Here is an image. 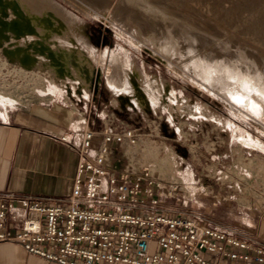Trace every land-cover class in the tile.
Segmentation results:
<instances>
[{
	"label": "rangeland",
	"instance_id": "374dc122",
	"mask_svg": "<svg viewBox=\"0 0 264 264\" xmlns=\"http://www.w3.org/2000/svg\"><path fill=\"white\" fill-rule=\"evenodd\" d=\"M52 1L68 16L62 32H51L61 43L71 37L97 61L115 58L129 63L120 65L124 73L135 67L143 74L141 85L149 90L143 109L131 95L114 94L107 65H96L93 89L73 92L74 84L58 87L46 71L22 70L0 54V117L34 105H60L71 113L70 127L87 118L93 130L132 129L134 144L113 148L107 158L111 167L145 169L163 187L160 204L166 212L198 215L256 238L257 219L264 216V32L250 27L264 26V0H136L146 5L140 9L159 13L149 31L130 12L112 13L116 0L103 11L86 0ZM161 96L164 108L156 105ZM240 97H249L253 108Z\"/></svg>",
	"mask_w": 264,
	"mask_h": 264
},
{
	"label": "built area",
	"instance_id": "2783aa9c",
	"mask_svg": "<svg viewBox=\"0 0 264 264\" xmlns=\"http://www.w3.org/2000/svg\"><path fill=\"white\" fill-rule=\"evenodd\" d=\"M78 123L53 135L76 155L70 191H0V242L55 264H264L257 238L166 212L163 187L145 169L108 164L113 148L134 144L132 129Z\"/></svg>",
	"mask_w": 264,
	"mask_h": 264
},
{
	"label": "bare ground",
	"instance_id": "6f19581e",
	"mask_svg": "<svg viewBox=\"0 0 264 264\" xmlns=\"http://www.w3.org/2000/svg\"><path fill=\"white\" fill-rule=\"evenodd\" d=\"M73 1H75V0H73ZM86 1H88L90 3L92 2L91 4H94L95 6H97V9H102V11H103V8L108 7L109 4L113 0H86ZM75 2L79 5V3L77 1H75ZM159 3H157V5H159ZM80 5L83 6L82 4H80ZM143 6H146V5H142L141 3L137 2L136 0H116L112 3L111 12L116 13V14H122L123 12H130L132 15L130 18H132L133 20L135 19L136 21L140 22L139 23L140 25L143 24L144 29L146 28L149 31L151 28H155V27H152V24L155 23L153 16L155 17L156 15H159V13H157V12L156 13H154V12L150 13V12H147V9L146 10L140 9ZM159 7H160V5H159ZM164 7H165V5H164ZM169 7L171 8L172 5H170ZM169 7H167V8L169 9ZM83 8L86 9L84 6H83ZM147 8H149V7H147ZM153 10L154 9H152V11ZM169 10L171 12L172 9H169ZM161 12H162V10H161ZM172 12H173V10H172ZM89 13H91V12H89ZM127 14H129V13H127ZM143 15H146V17ZM63 16H67V14H65L63 12L62 8H60V6L56 2H53L52 0H0V54H1V56H3V58L5 59L6 62H10V63H13L15 65L17 64L18 66H20L22 68V70L23 69H29L31 67H35V68L37 67L41 71L42 70L46 71V73L50 74V76L52 77V80L55 82V85H57L58 87H66L68 82H70V83L74 84L73 92H76L79 89L80 90L82 89L84 92H87L88 90L93 89V86L95 83V78L97 76V70L95 69L96 65H107L104 68V73H105L107 82H108L110 88L112 89V91L114 92V94H121V95L122 94H129V95H131L132 96L131 101L136 106H138V108L143 109V104H145V101H144L145 100V92H148L149 90H147V87L141 85L142 82L144 83V81L141 82V80H140V76L142 73L139 75V73H138L139 70H135V67L132 70L129 69V72L124 73V71H123L122 67H120V65H129V63L122 61V60L120 61V60L115 59V58H112L108 64H104L103 61H97L94 57V52H91V50H89V49L88 50L85 49L87 51H83L79 45L75 44L74 40L71 37L68 38L66 45H64V43H61L60 36L58 37V34H57V36L56 35L54 36V34H52L51 32L52 31L60 32L61 29L64 28L65 25H64ZM188 16H190V15H188ZM64 18H66V17H64ZM67 18H68V16H67ZM157 18L160 19L159 17H157ZM162 19H164V18H162ZM70 20L72 21V18ZM166 20H167V18H166ZM160 21L162 23V20H160ZM254 21H256V19ZM228 22L230 23V21H228ZM228 22H227V24H228ZM254 23H253L254 25H252V26L249 23L251 26L250 28H252L251 32H259V31L264 32V26L261 27L260 25H262V24L260 22H259L260 25L257 24L256 22H254ZM159 26H160V24H159ZM248 27L249 26H247V28ZM156 28H157V26H156ZM164 28L166 29V26L163 27L162 29H164ZM243 29H244V27L242 28V30ZM147 30H145V31H147ZM249 32H250V29H249ZM41 33H44V34L41 35ZM147 33H149V32H146V34ZM162 33H164V31H162ZM158 35H161V34L158 33ZM183 36H185V35H183ZM149 37H150V35H149ZM66 39H67V37H66ZM62 42H64V41H62ZM134 44H135V42H134ZM137 45H138V42L136 43V46ZM83 46H85V45H83ZM154 46H155V44H154ZM161 46H158V48L159 47L161 48ZM136 48H138V47H136ZM159 52H161V51H159ZM162 52H163V50H162ZM113 55H114V53H113ZM167 55H170V54H167ZM103 57L104 56L101 55V60H103ZM175 57L173 59H175ZM126 71H127V69H126ZM162 83H163L162 84L163 85L162 86V92H164L168 89V83L166 81H163ZM202 85H203V83H202ZM152 88H154V87L152 86ZM211 90H213V89H211ZM238 91H240V90H238ZM219 93H220V90H219ZM153 94H155V93H153ZM151 95H152V92H151ZM157 95H158V93H157ZM237 95H239V94H237ZM239 96H241V95H239ZM239 99L241 101L246 102V103L250 101L249 97L248 98L247 97H240V98H238V100ZM252 102H253V104L255 103L254 101H252ZM250 104H251V101L249 103V106H250ZM152 105L154 106V103ZM156 105L164 108L165 98H163L162 96L158 97ZM249 106H248V108H253L252 106H250V107ZM189 188H192V190H193L192 192L194 194L199 193V191H197L198 190L197 187L192 186Z\"/></svg>",
	"mask_w": 264,
	"mask_h": 264
},
{
	"label": "crops",
	"instance_id": "0c3cea01",
	"mask_svg": "<svg viewBox=\"0 0 264 264\" xmlns=\"http://www.w3.org/2000/svg\"><path fill=\"white\" fill-rule=\"evenodd\" d=\"M71 113L60 105L30 106L0 117V191L62 196L70 191L76 155L53 135L70 128ZM264 245V216L253 231ZM0 264H55L15 242H0Z\"/></svg>",
	"mask_w": 264,
	"mask_h": 264
}]
</instances>
